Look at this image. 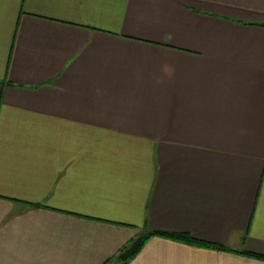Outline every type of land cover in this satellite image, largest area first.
Returning a JSON list of instances; mask_svg holds the SVG:
<instances>
[{
	"label": "crops",
	"instance_id": "0c3cea01",
	"mask_svg": "<svg viewBox=\"0 0 264 264\" xmlns=\"http://www.w3.org/2000/svg\"><path fill=\"white\" fill-rule=\"evenodd\" d=\"M264 264V0H0V264Z\"/></svg>",
	"mask_w": 264,
	"mask_h": 264
},
{
	"label": "trees",
	"instance_id": "16d2710c",
	"mask_svg": "<svg viewBox=\"0 0 264 264\" xmlns=\"http://www.w3.org/2000/svg\"><path fill=\"white\" fill-rule=\"evenodd\" d=\"M151 236L168 237V238H171V239H175V240H180V241H183V242L191 243V244H194V245H197V246H200V247L211 248V249H216V250H225V251H229L230 250V249L224 248L222 246L209 244V243H206V242H203V241L196 240V239L192 238L191 236H189L188 234L152 232L151 231V232H147L145 234V236H143V238L141 239V241L139 243V246L137 247V249L135 250V252L132 255H134L140 249V247L143 245L145 240L148 239ZM240 253H242V254H244L246 256H249V257H253V258L264 260V256H260V255L255 254V253H250V252H240ZM127 260L128 259H125V260L119 259V255H118L116 257V264H125L127 262Z\"/></svg>",
	"mask_w": 264,
	"mask_h": 264
},
{
	"label": "water",
	"instance_id": "95a60500",
	"mask_svg": "<svg viewBox=\"0 0 264 264\" xmlns=\"http://www.w3.org/2000/svg\"><path fill=\"white\" fill-rule=\"evenodd\" d=\"M141 239H142V236L136 238L127 248H125L119 254V259L125 260V259H128L130 256H132V254L135 252V250L139 246Z\"/></svg>",
	"mask_w": 264,
	"mask_h": 264
}]
</instances>
